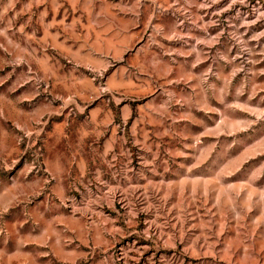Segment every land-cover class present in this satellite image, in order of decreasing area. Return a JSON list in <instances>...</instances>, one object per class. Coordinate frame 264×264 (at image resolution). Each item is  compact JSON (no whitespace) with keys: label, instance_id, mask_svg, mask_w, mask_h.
Instances as JSON below:
<instances>
[{"label":"rangeland","instance_id":"1","mask_svg":"<svg viewBox=\"0 0 264 264\" xmlns=\"http://www.w3.org/2000/svg\"><path fill=\"white\" fill-rule=\"evenodd\" d=\"M0 264H264V0H0Z\"/></svg>","mask_w":264,"mask_h":264}]
</instances>
